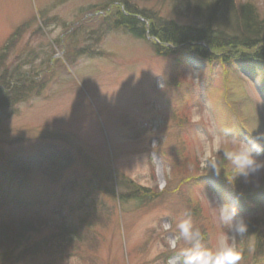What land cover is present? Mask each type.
<instances>
[{
    "label": "rangeland",
    "instance_id": "obj_1",
    "mask_svg": "<svg viewBox=\"0 0 264 264\" xmlns=\"http://www.w3.org/2000/svg\"><path fill=\"white\" fill-rule=\"evenodd\" d=\"M184 2L0 0V51L20 32L6 50L0 76L7 70L12 79L26 77L22 85L15 82L21 103L8 107L0 102V165L30 164L23 181L1 182V199L11 202L0 208L1 222L24 215L17 204L48 202L49 209L40 207L43 215L59 225L66 218L75 223L82 204L98 195L112 211L95 249L78 254L69 242L55 256L58 264H167L173 254L167 241L185 210L205 234V243L215 248L225 230L208 199L213 205L235 204L264 237V173L248 183L238 178L233 190L223 170L220 176L202 174L197 165L206 140L225 126L245 141L256 131L264 133V64L226 69L195 53L187 55L186 46L162 45L148 34L135 37L117 23L116 9L138 13L146 24L153 18L200 27L213 17V10L200 15ZM220 2H234L235 9L251 4L264 19V0ZM64 155L67 160H59ZM257 155L264 159V152ZM94 172L110 175L104 184L115 197L88 185ZM122 180L140 186L148 197L120 202ZM164 221L173 231H162ZM245 237L237 238L242 249ZM252 237L246 243L251 256L241 264H264V257L253 256ZM49 260L39 255L22 264Z\"/></svg>",
    "mask_w": 264,
    "mask_h": 264
},
{
    "label": "trees",
    "instance_id": "obj_2",
    "mask_svg": "<svg viewBox=\"0 0 264 264\" xmlns=\"http://www.w3.org/2000/svg\"><path fill=\"white\" fill-rule=\"evenodd\" d=\"M183 1H185L184 4L188 10L194 8L200 15L213 10V17L205 26L200 27L178 25L172 21L167 22L161 19H151L149 26H147L136 17L137 13L125 15L122 11L116 9V14L120 16L117 23L126 27L129 33L136 37H144L148 31L162 44L177 46L190 42L204 43L211 51L200 48L198 52L206 59L222 58L224 61H228L230 58H235L237 61L264 62V19H259L256 16L255 8L251 4H241L235 9L234 2H220L221 0H213L214 2L210 0ZM19 33V30L15 31L13 36L10 37L5 50L12 44L14 38L19 36ZM161 49L164 50L165 48L162 47ZM159 52L162 53V51ZM6 55L5 51L1 52L0 65L3 64ZM6 73L7 70H4L3 75L0 76V92L3 94L0 102L10 107L22 101L17 96L20 92H15L20 87L15 82L22 85L26 77L19 81V79H12ZM1 164L0 190L3 187L1 185L2 181H5L8 186L13 185L19 178L21 180L22 174H26L24 168H30V164L23 167L15 164L14 161L1 162ZM109 176L106 175L103 178L97 172H94L92 179L89 178L87 183L95 192L115 197L114 191L109 192L104 184ZM93 178L96 179L93 180ZM137 186L128 185L125 180L120 181V187L123 191L118 196L119 201L126 203L132 199L145 200L149 192L141 193V187ZM72 187L74 188V185H71ZM125 189L129 190L131 195L124 192ZM150 197L154 198L156 195ZM4 199H0V208L11 203L10 201L5 202ZM12 205L14 206V203ZM17 205L19 206L14 207H19L24 212L23 216L18 218L11 216L6 224H3L0 220V264H22L26 260L39 255L50 258L47 264H58L55 256L59 254V251L63 252L69 242H72V248L78 254H83L87 250L91 252V249H95L98 245L99 236L102 232L100 230L104 228L108 221L110 222L112 217V211L103 204L102 200L99 199V195L86 204H82L81 208L78 209L82 214L79 220H76L77 222H70L66 218L60 225L57 222H52V217L46 214L43 215V211L40 210V207L43 209L45 206L49 209L48 202ZM63 205L65 204H62V207ZM248 224V234L245 237L246 247L242 249L243 263H246L249 256H251L246 244L247 238L251 236L255 241L253 256L259 258L264 255V237L261 240L259 236L261 232L258 231L261 228L258 225L250 226V222ZM54 227L55 230L49 233ZM35 236H40V238L36 239ZM83 244L84 246H82ZM52 257L54 258L52 259Z\"/></svg>",
    "mask_w": 264,
    "mask_h": 264
},
{
    "label": "clouds",
    "instance_id": "obj_3",
    "mask_svg": "<svg viewBox=\"0 0 264 264\" xmlns=\"http://www.w3.org/2000/svg\"><path fill=\"white\" fill-rule=\"evenodd\" d=\"M158 87L164 90L166 85L158 84ZM261 152H264V133L256 131L254 137L245 141L237 136L235 129L225 126L206 140L202 151L197 153V165L202 174L211 172L220 176L223 170L228 186L234 190L238 178L242 177L248 183L264 173V159L257 155ZM160 187L163 189L164 185ZM208 201L216 211L219 225L225 230L218 246L213 248L205 243V234L195 226L191 211L185 210L175 225V233L167 241L173 252L167 264H241L243 250L238 246L237 238L243 239L248 234V222L235 204L217 202L213 205ZM160 228L165 233L173 231L168 221L161 223Z\"/></svg>",
    "mask_w": 264,
    "mask_h": 264
}]
</instances>
